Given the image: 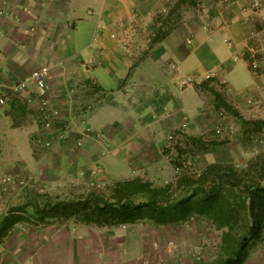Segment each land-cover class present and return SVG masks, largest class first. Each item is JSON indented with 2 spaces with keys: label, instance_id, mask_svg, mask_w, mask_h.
<instances>
[{
  "label": "crops",
  "instance_id": "1",
  "mask_svg": "<svg viewBox=\"0 0 264 264\" xmlns=\"http://www.w3.org/2000/svg\"><path fill=\"white\" fill-rule=\"evenodd\" d=\"M165 2L8 0L3 5L8 16L0 17V94L31 69L48 65V97L66 129L65 142L34 153L30 137L38 132L37 111L13 100L0 106V142L13 153L22 149L44 186L61 192L90 180L105 184L134 177L157 184L169 171L160 150L166 136L184 119L197 122L202 116L203 94L193 85L210 76L224 83L244 119L264 120V0H199L179 31L144 47L142 31L165 10ZM34 17L38 32L29 35ZM252 60L258 64L254 70ZM19 112L28 117L22 124L15 117ZM191 223L184 224V243L197 232ZM170 227H98L69 220L18 225L0 246V264H144L142 257L151 250L146 234ZM242 264L264 259L249 253Z\"/></svg>",
  "mask_w": 264,
  "mask_h": 264
},
{
  "label": "rangeland",
  "instance_id": "2",
  "mask_svg": "<svg viewBox=\"0 0 264 264\" xmlns=\"http://www.w3.org/2000/svg\"><path fill=\"white\" fill-rule=\"evenodd\" d=\"M198 1L199 0H197V3ZM168 2L169 0H166L165 6ZM195 6L194 9H197V6ZM191 9L192 8L184 5L180 6L179 12H177L179 16L175 13L171 14L169 19L158 21L155 25L156 28L160 27L161 31L171 29L170 33L176 32V30L179 31L181 24L183 22L185 24V20L188 19L189 16H192L193 10ZM156 14H154L153 18H155ZM152 23L149 25L147 24L141 34V44H143L144 47H149V49L156 44L152 43L154 37L153 30L151 29ZM208 87H213L222 92L228 102L238 112L229 101V92L224 83L220 81L217 83L210 82ZM200 92L203 94L204 100L201 113L202 116L197 122L189 121L188 119L185 121L184 119V123L178 128L169 130L165 143L160 149L163 158L169 165V171L163 178L158 180L157 184L151 182L154 186H161L169 182H174L181 174L196 177L212 163L230 164L235 169H245L250 159L260 153H264V143L261 144L258 142L264 129L260 132H256L253 130V127L248 126L246 127L248 132L243 134L240 119L238 117L233 116L223 109L215 110L213 107L212 95L206 90ZM15 117L20 124L24 122V118L25 120L28 118H26L25 114L22 112L15 114ZM27 122L28 121H26L25 124H27ZM35 122L39 128L38 121L35 120ZM217 130L219 132H217ZM189 136L197 137L199 140L197 142H192L188 139ZM30 141L34 153L40 154L49 151L40 146L41 141L38 132L36 133V131H34L32 133ZM254 150L259 151V153L255 154L253 152ZM235 151H238L239 156L236 155ZM177 166L179 167L178 171L176 170ZM142 178L146 179L145 177ZM90 181L84 184L80 183L74 186H67L61 192L55 190L53 187L44 186L41 176L37 175L34 167L28 161L22 149L16 148L13 153L10 151L5 140L0 142V219L11 207L21 203L23 201V196H25L28 191L37 193L48 192L52 195H58L64 198L77 195L89 189L101 191L104 185L112 182L109 181L105 184L96 182L100 183V187L96 188L89 184ZM215 192L216 203L225 202L234 210H239L237 204L240 203L243 198L246 199L245 195L243 196L236 189L230 187L220 186ZM239 212L240 215L244 214L243 210ZM31 213L32 209L30 207L24 212L16 213V216L22 217L23 220L13 224L8 229L5 237L0 241V246L18 225L21 227H36L43 223L61 220L51 219L40 222L38 221V216L31 215ZM219 214V211L214 207L210 213L207 211L201 215H194L191 217L193 219L189 218L182 223L170 225V228H164L163 230L156 228L154 229L156 230L155 233L153 230L151 231L150 237L147 233L145 240L147 243L151 242V247L149 246L151 250L147 251V259L142 257V259L145 260L144 264H186L187 262L197 264L199 261L216 258L221 253V236L223 231L226 230L225 228L217 227L220 222L219 218H217ZM187 221L189 223L192 222L191 224L196 227L197 231L193 233V242L190 241L191 244L184 243V226L189 225ZM246 222H248V220H246ZM137 223L146 224L149 228L156 225L150 221H141ZM262 224V227H264V217L262 219ZM240 225L241 223L233 222V232L242 230ZM142 235L145 234L142 233ZM153 242L154 244H152ZM170 242L176 245L175 249L170 248L168 245ZM249 253H254L258 257L264 259V235L261 234V231L255 238L253 237L248 241L245 257L249 255ZM138 262L139 260L135 261L133 264H140Z\"/></svg>",
  "mask_w": 264,
  "mask_h": 264
},
{
  "label": "trees",
  "instance_id": "3",
  "mask_svg": "<svg viewBox=\"0 0 264 264\" xmlns=\"http://www.w3.org/2000/svg\"><path fill=\"white\" fill-rule=\"evenodd\" d=\"M196 3L197 0H169L165 10L158 12L153 20L152 43L160 42L171 31L156 28L158 21L169 19L173 13L179 16L177 12L180 6L191 8ZM210 82L217 83L219 80L210 76L193 86L197 91L206 90L212 95L215 110L223 109L238 117L243 134L248 132V126L253 127L256 132L264 129V120L242 118L222 92L208 87ZM188 139L192 142L199 140L193 136ZM220 186L236 189L245 195L246 199L242 197L237 204L239 210L231 209L225 202L216 203L215 190ZM28 207L32 209L31 215H37L40 222L61 219L98 227H114L141 221H150L160 226L176 225L194 215L207 211L210 213L215 207L220 213L217 227L226 229L221 236L222 250L216 258L199 261L197 264H242L248 241L255 238L263 228L264 153L250 159L245 169L238 170L230 164L212 163L196 177L181 174L174 182L161 186H154L147 179L134 177L114 180L104 185L101 191L89 189L64 198L48 192L28 191L21 203L11 207L1 217L0 241L13 224L23 220L16 213L24 212ZM240 210L244 211L243 215H240ZM233 222L241 223L242 230L233 232Z\"/></svg>",
  "mask_w": 264,
  "mask_h": 264
},
{
  "label": "built area",
  "instance_id": "4",
  "mask_svg": "<svg viewBox=\"0 0 264 264\" xmlns=\"http://www.w3.org/2000/svg\"><path fill=\"white\" fill-rule=\"evenodd\" d=\"M8 0H0V17L8 16L3 5ZM12 18L17 19V15L14 13L11 15ZM39 20L34 17L31 20L27 33L29 35H36L38 32ZM3 34L2 28L0 27V35ZM250 67L254 70L258 67L257 61L252 60ZM50 67L46 64L39 65L29 72H27L22 78L15 82L7 84L5 87L6 92L0 94V106L6 107L10 105V101L27 106L33 107L37 111V121L39 123L38 135L40 137V146L43 149L49 150L57 145L62 144L66 140V129L64 126L57 121L60 114L59 107L55 106L54 103L48 97V76ZM221 114V113H220ZM86 131H91L89 127L85 128ZM217 132H219L217 130ZM259 143H264V132L260 135ZM81 145L80 141L76 142V146ZM179 167H176L178 171ZM90 174L93 176L94 171L91 170ZM89 184L93 187L99 188L100 183L91 180ZM261 234L264 235V227L261 229ZM170 248L175 249L176 245L173 242L168 243Z\"/></svg>",
  "mask_w": 264,
  "mask_h": 264
}]
</instances>
